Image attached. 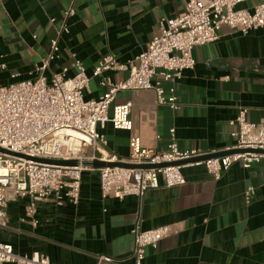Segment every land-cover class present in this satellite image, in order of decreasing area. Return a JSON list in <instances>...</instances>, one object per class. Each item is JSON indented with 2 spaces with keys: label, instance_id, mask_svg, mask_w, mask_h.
Listing matches in <instances>:
<instances>
[{
  "label": "crops",
  "instance_id": "0c3cea01",
  "mask_svg": "<svg viewBox=\"0 0 264 264\" xmlns=\"http://www.w3.org/2000/svg\"><path fill=\"white\" fill-rule=\"evenodd\" d=\"M189 0H77L69 31L59 40L60 55L45 74L51 77L80 60L91 76L87 98L98 99L106 88L93 76L99 60L109 54L120 63L134 61L158 34L159 24L182 13ZM264 0L238 5L252 9ZM70 0H0V83L31 77L57 37L60 19ZM56 18V23L50 19ZM37 36L36 38L34 36ZM196 65L184 71L174 88L180 109L160 105L154 89L124 90L112 104L132 102V131L101 129L107 150L120 159L130 154L129 138L138 134L143 145L168 147L170 129L182 149L223 152L234 145L230 121L242 109L250 122L264 124V27L244 35L223 26L219 38L193 50ZM112 81L129 71L108 70ZM87 153L93 155L89 148ZM195 163V162H193ZM186 183L148 190L142 197L102 199L99 173H83L78 205L40 203L35 219L26 215L27 198L7 208L8 224L0 227V242L18 255L46 254L52 264H135L133 235L137 220L142 229L171 225L172 233L154 249L148 247L143 264H264V159L249 168L235 163L219 180L204 165L183 168ZM254 187L250 203L245 192ZM108 256L112 261H100ZM13 264V263H4Z\"/></svg>",
  "mask_w": 264,
  "mask_h": 264
},
{
  "label": "built area",
  "instance_id": "2783aa9c",
  "mask_svg": "<svg viewBox=\"0 0 264 264\" xmlns=\"http://www.w3.org/2000/svg\"><path fill=\"white\" fill-rule=\"evenodd\" d=\"M76 1L70 0L65 9L57 37L51 40L50 50L29 78L0 83V227L8 224L7 208L18 199L27 198L26 215L37 221L40 203L78 205L81 198L82 177L87 170L99 173L102 199L127 196L142 197L148 190L161 186L175 187L186 183L183 168L191 164L204 165L213 180L235 163L249 168L264 159V124L250 122L247 110L242 109L230 121L236 129L232 132L234 145L227 147L225 155L213 156L195 163L175 164L195 157H205L219 152H205L200 148L182 149L176 138V129H170V142L163 150L146 147L138 134L129 138L130 154L120 159L107 150L108 139L101 131L108 124L116 130L132 131L130 118L132 102L112 106L117 94L124 90L154 89L160 105L174 111L180 109L175 89L169 92L163 83L176 84L184 71L193 69L197 46L216 41L223 26L238 29L244 35L264 27V1L252 9H240L239 4L249 0H189L185 10L159 24L158 34L134 61L120 63L115 55L103 57L93 70L106 88L98 99L87 98L91 76L80 60L74 62L76 73L68 75V67L45 74L50 63L60 55V37L69 31V19L76 14ZM56 23V18L50 19ZM37 37L36 35L34 36ZM7 69L0 63V73ZM108 70H128V78L112 81L103 76ZM94 153L89 155L88 149ZM77 160L78 165L64 166L34 160ZM102 160L133 165H161L143 168L120 165L93 168L86 161ZM256 193L248 187L245 199L250 203ZM135 264H143L148 247L156 249L162 239L172 233L171 225L142 229L137 220L131 230ZM112 261L100 257V261ZM52 264L46 254L37 257L18 255L9 243L0 242V264Z\"/></svg>",
  "mask_w": 264,
  "mask_h": 264
},
{
  "label": "water",
  "instance_id": "95a60500",
  "mask_svg": "<svg viewBox=\"0 0 264 264\" xmlns=\"http://www.w3.org/2000/svg\"><path fill=\"white\" fill-rule=\"evenodd\" d=\"M259 152H264L263 150H258ZM228 152H220L217 154H211L205 157H195V158H191L189 160H184V161H180V162H176L175 164H186V163H191V162H196L199 160H203V159H207L209 157H213V156H221V155H225ZM36 161L39 162H44V163H51V164H56V165H64V166H73V165H78L79 162L77 160H48V159H38V158H33ZM85 166L88 167H93V168H101V167H105V166H115V165H120V166H125V167H143V168H154V167H162L165 166V164H161V165H133V164H126V163H120V162H115V163H111V162H106V161H102V160H94V161H86L83 163Z\"/></svg>",
  "mask_w": 264,
  "mask_h": 264
},
{
  "label": "rangeland",
  "instance_id": "374dc122",
  "mask_svg": "<svg viewBox=\"0 0 264 264\" xmlns=\"http://www.w3.org/2000/svg\"><path fill=\"white\" fill-rule=\"evenodd\" d=\"M3 84V83H2Z\"/></svg>",
  "mask_w": 264,
  "mask_h": 264
}]
</instances>
